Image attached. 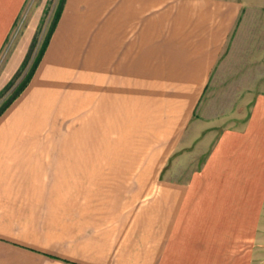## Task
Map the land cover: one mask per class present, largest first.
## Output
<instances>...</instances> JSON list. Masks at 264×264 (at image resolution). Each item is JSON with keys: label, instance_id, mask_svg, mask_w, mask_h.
<instances>
[{"label": "crops", "instance_id": "1", "mask_svg": "<svg viewBox=\"0 0 264 264\" xmlns=\"http://www.w3.org/2000/svg\"><path fill=\"white\" fill-rule=\"evenodd\" d=\"M28 2L0 0V92ZM61 6L0 114V264H264V0ZM211 81L245 83L240 116L193 121Z\"/></svg>", "mask_w": 264, "mask_h": 264}, {"label": "rangeland", "instance_id": "2", "mask_svg": "<svg viewBox=\"0 0 264 264\" xmlns=\"http://www.w3.org/2000/svg\"><path fill=\"white\" fill-rule=\"evenodd\" d=\"M61 3L62 0H29V2L27 3L25 12L24 14H22V17L18 22V27L13 33L11 41L15 39L21 27L24 26L27 20V15H29V13L36 7L43 10L41 15V24L38 27L32 49L29 50L27 60H25V63L21 66L19 71H17L13 78L0 92V110L18 91V89L23 85V83L29 76L34 66V62L39 57V54L43 47V43L45 42L47 37L46 34H48V32L50 31V28L54 22V17ZM44 27L47 28V32H44L41 35L42 30L45 31ZM34 50L35 53L32 57V53L34 52ZM244 85L245 83L241 84L239 82L211 81L207 85L205 95L197 101L193 121H203L204 123L208 121L225 123L230 122V120L240 116L237 111H239V108L243 104L244 99L238 97V93L241 89H244ZM152 100L155 99L152 98ZM166 100H169V98H166ZM129 150H131V152L135 151L134 144L129 146H121V153H127L129 152Z\"/></svg>", "mask_w": 264, "mask_h": 264}, {"label": "trees", "instance_id": "3", "mask_svg": "<svg viewBox=\"0 0 264 264\" xmlns=\"http://www.w3.org/2000/svg\"><path fill=\"white\" fill-rule=\"evenodd\" d=\"M61 5H60V7H59V9H58V11L56 12V15H55V17H54V22H53V24H52V26H51V28H50V31L48 32V34H47V37H46V40H45V42L43 43V47H42V49H41V52H40V54H39V57L37 58V60L34 62V66H33V68H32V70H31V72H30V74H29V76L27 77V79L25 80V82L23 83V85L18 89V91L11 97V99H9V101L5 104V106L0 110V114H1V112L6 108V107H8L18 96H19V94L24 90V88L28 85V83L30 82V80H31V78H32V76H33V74H34V72H35V70H36V68H37V66H38V63H39V61H40V59H41V57H42V55H43V53H44V51H45V49H46V46H47V44H48V42H49V38H50V36H51V34H52V32H53V30H54V28H55V25H56V23H57V21H58V18H59V16H60V13H61Z\"/></svg>", "mask_w": 264, "mask_h": 264}]
</instances>
